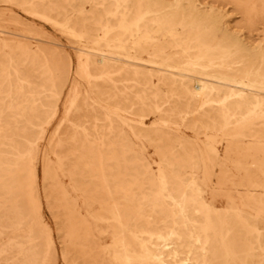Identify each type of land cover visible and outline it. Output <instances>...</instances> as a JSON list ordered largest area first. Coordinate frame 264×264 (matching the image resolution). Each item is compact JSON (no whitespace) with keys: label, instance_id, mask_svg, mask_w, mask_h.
Segmentation results:
<instances>
[{"label":"rangeland","instance_id":"374dc122","mask_svg":"<svg viewBox=\"0 0 264 264\" xmlns=\"http://www.w3.org/2000/svg\"><path fill=\"white\" fill-rule=\"evenodd\" d=\"M262 213L264 0H0V264H264Z\"/></svg>","mask_w":264,"mask_h":264},{"label":"bare ground","instance_id":"6f19581e","mask_svg":"<svg viewBox=\"0 0 264 264\" xmlns=\"http://www.w3.org/2000/svg\"><path fill=\"white\" fill-rule=\"evenodd\" d=\"M137 7V6H136ZM132 9V8H131ZM125 13V12H124ZM94 19V18H93ZM157 20V19H156ZM107 33V32H106ZM125 33V31H124ZM129 33V32H128ZM127 33V34H128ZM200 46V44H198ZM198 46V47H199ZM100 55V54H99ZM103 55V54H102ZM106 55V54H105ZM190 55V54H189ZM104 56V55H103ZM176 56V55H175ZM193 58V57H192ZM203 60V59H202ZM259 62V61H258ZM223 63V62H222ZM249 66V65H248ZM103 67V66H102ZM134 72V71H133ZM211 72V71H210ZM218 72V71H217ZM256 72V71H255ZM263 72V71H261ZM85 74V73H84ZM246 74V73H244ZM48 75V74H47ZM236 80V79H235ZM248 81V80H247ZM173 83V82H172ZM171 83V85H172ZM207 87L208 89H210L211 91H215L217 95L223 94L226 90V92L228 91V87L225 86V84H219L217 82H207ZM252 84V83H251ZM250 84V85H251ZM201 91V90H200ZM212 93V92H211ZM225 97V96H224ZM255 100V99H254ZM257 101V100H256ZM217 104V103H216ZM258 104V103H257ZM230 107V106H229ZM226 110V109H225ZM227 113H230L229 110H226ZM223 113V112H222ZM230 115V114H228ZM218 116V115H217ZM220 118V116H219ZM218 118V120H219ZM226 122V121H225ZM225 124V123H224ZM253 125V124H252ZM254 126V125H253ZM254 136V135H253ZM260 141V140H258ZM102 150V149H101ZM101 162V161H100ZM19 164V163H18ZM102 166V163H101ZM103 181L105 182V177H103ZM181 184V183H180ZM107 185V184H106ZM120 185V184H119ZM125 185V184H124ZM123 185V186H124ZM122 186V185H121ZM122 186V187H123ZM158 186V185H157ZM108 187V186H107ZM198 191V192H196ZM194 199L197 200V203L200 205V208L205 212V218H206V225L203 226H198L197 229L201 230L207 241H212L214 244L216 245H220V246H224L227 240V233L225 231V226H226V221L223 220V218H221V214L220 211L218 212V210H216L214 207H212L211 205H209L208 203H206L205 199L202 198V193L199 192V190H197V188L194 189ZM104 193V192H103ZM118 197V196H117ZM255 197V196H254ZM195 200V201H196ZM249 200V199H248ZM182 202L184 204L188 203V198L187 196L183 195V200ZM114 203V202H113ZM173 204L174 205H179V202L177 201V199H173ZM146 205V204H145ZM115 206V205H114ZM116 208V207H115ZM114 208V209H115ZM119 208V207H118ZM144 208V207H143ZM117 210V209H116ZM120 210V208H119ZM168 210V209H167ZM150 211V210H149ZM169 211V210H168ZM117 212V211H116ZM115 212V214H116ZM121 212V211H120ZM238 211H234V216L240 218L239 213H237ZM119 213V212H118ZM139 213V212H138ZM124 219V218H123ZM127 222V221H125ZM124 222V224H125ZM131 222V221H130ZM259 224L258 226L255 228V232L257 233L258 236H264V232L262 233L260 231L261 226H264V213H262L259 216ZM231 228V227H230ZM194 229V228H193ZM198 230V231H199ZM195 231V230H194ZM197 231V230H196ZM122 232V231H121ZM196 233V232H195ZM122 234V233H121ZM196 235V234H195ZM119 238V237H118ZM124 239V238H123ZM122 239V240H123ZM169 239V238H168ZM198 240V239H197ZM124 247H125V251H124V257L129 258L128 260L130 261L131 264H163V260L160 257V255L156 254L157 251L154 248H150L148 246L145 245L144 241H137L136 238H133V241L129 242V243H123ZM200 244V243H198ZM119 245V244H118ZM159 245V244H158ZM121 246V245H120ZM134 246H138L140 249V253L136 255V258L133 256V254H131L132 252H130L129 248H133ZM159 247V246H158ZM123 248V246H122ZM216 251V250H215ZM224 254V252H222ZM193 258V257H192ZM133 260V261H132Z\"/></svg>","mask_w":264,"mask_h":264}]
</instances>
